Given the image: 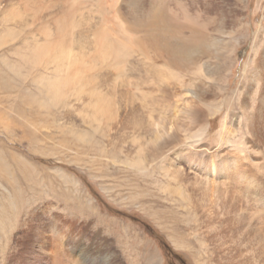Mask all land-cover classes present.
<instances>
[{
    "label": "rangeland",
    "instance_id": "1",
    "mask_svg": "<svg viewBox=\"0 0 264 264\" xmlns=\"http://www.w3.org/2000/svg\"><path fill=\"white\" fill-rule=\"evenodd\" d=\"M56 2L0 0V264H49L43 250L60 252L58 264H264V150L249 145L247 111L237 102L244 66L264 51V0L239 9L229 1L236 17L215 0L219 40L229 50L214 75L221 96L200 123L181 114L162 150L164 136L154 129L133 132L134 122L120 118L107 128L84 101V74L74 81L65 61L44 60L40 35L59 38L43 8ZM149 3L155 0H146V9ZM133 49L138 67L144 59ZM156 65L147 81L140 72L129 77L151 123L176 118L181 107H153L147 90L136 87L167 80L166 67ZM251 70L249 63L246 76ZM101 86L105 107L127 110L115 93L125 88ZM249 103L256 107L254 98ZM226 122L244 152L220 142Z\"/></svg>",
    "mask_w": 264,
    "mask_h": 264
},
{
    "label": "bare ground",
    "instance_id": "2",
    "mask_svg": "<svg viewBox=\"0 0 264 264\" xmlns=\"http://www.w3.org/2000/svg\"><path fill=\"white\" fill-rule=\"evenodd\" d=\"M58 1L59 3L56 2L58 5H53L51 9L48 7L43 9L51 10L49 16L57 28L56 35L59 41L49 42L42 33L40 36H43L47 43L43 44L40 53L44 60L48 58L56 63L65 61L74 81L80 82L84 74V88L89 90L87 96H84V101L88 100L91 106L89 112L93 117L106 120L107 128L110 122L120 118L134 122L133 132L151 133L154 129L155 133L164 136L162 150L164 146L170 148L173 134L179 128L178 119L181 114L192 117L195 123L204 121L206 114L209 115L208 107L211 101L221 96L214 87L218 81V77L214 75L221 66V57L229 53L228 44L219 40L221 25L216 22L219 14L213 7L215 0L170 4L167 0H155L153 5L149 3L147 9L144 6L146 0ZM229 1L231 0H221L223 5L221 9L232 17L238 16L235 10L228 8L232 6ZM234 4L238 9L244 8L246 0H234ZM53 9L55 12L61 11V15H55ZM241 13L242 11L239 12V16ZM45 24L46 29L49 28V25ZM72 34H75L77 39L68 44V41L73 40ZM133 47L140 51L141 61L144 59L138 67L134 66L135 59H132ZM74 52L84 53V58H78ZM202 59L207 60L201 63L200 68L197 64ZM158 62L166 67L167 70L163 73L168 72L167 80L161 82L162 85L150 81L144 87L140 80L136 87L147 90L150 105L153 107L159 108L162 104L167 107L173 102L181 107L177 109L176 118L151 123V118L145 115L142 105L136 104L134 94L129 89L132 83L129 77L132 78L131 73L135 71L140 72L139 77H142L141 74L145 75L144 81L151 79L153 73L159 72L156 65ZM249 63L252 70L246 76ZM132 67L133 69H130ZM173 71L184 73V78L176 77ZM190 71H193L194 75L187 77L186 73ZM242 75L245 80L238 90L237 102L243 112L247 111V127L253 140L248 143L253 144L256 151L264 150V51L256 53L254 58L250 55L241 77ZM260 78L263 85H260L262 84ZM101 83L113 92L118 88H125L115 93L119 101L126 105L127 110L123 113L114 112L113 106L108 105V108L104 106L108 97L107 94L98 92L101 85H97ZM155 89L158 95H153ZM252 98L257 102L256 107L250 106L249 100ZM135 120H138L136 122L140 127L136 126ZM226 123L223 124L220 142L223 141V144L232 142L235 145L237 143L238 148L244 152L240 147L242 142L238 143L233 137L234 132L230 129L229 123L227 125ZM200 137L201 135L195 142H199ZM212 193L215 197L219 195L216 189H212ZM49 252L47 250L42 252L49 264L61 262L60 252H57L58 254L50 252V255ZM74 261L78 263L77 259Z\"/></svg>",
    "mask_w": 264,
    "mask_h": 264
}]
</instances>
